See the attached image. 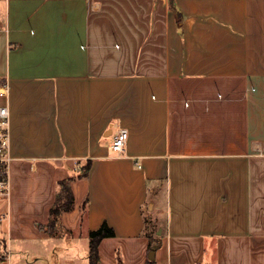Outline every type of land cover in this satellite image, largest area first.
Instances as JSON below:
<instances>
[{"label": "crops", "instance_id": "0c3cea01", "mask_svg": "<svg viewBox=\"0 0 264 264\" xmlns=\"http://www.w3.org/2000/svg\"><path fill=\"white\" fill-rule=\"evenodd\" d=\"M0 88V264H264V0H0Z\"/></svg>", "mask_w": 264, "mask_h": 264}, {"label": "trees", "instance_id": "16d2710c", "mask_svg": "<svg viewBox=\"0 0 264 264\" xmlns=\"http://www.w3.org/2000/svg\"><path fill=\"white\" fill-rule=\"evenodd\" d=\"M90 167V160H87L85 164L79 167L77 172L68 177L62 178L56 183V192L54 201L49 208V220L45 224L38 223L37 227L41 230L47 232L48 235H70L71 230L65 228L61 223V215L73 209L74 206V195L71 189V183L75 178L85 177L87 175L88 169ZM86 201H84L85 203ZM152 233V232H151ZM114 235V230L109 226L105 221L100 224L96 229L89 230L88 240H89V250H88V259L90 264H101L98 259L97 246L99 241L104 237H111ZM148 246L147 251H151L153 247L155 249L159 245V237L148 236ZM6 241L3 238H0V259L4 260L6 256ZM153 258H148L145 264H151Z\"/></svg>", "mask_w": 264, "mask_h": 264}, {"label": "built area", "instance_id": "2783aa9c", "mask_svg": "<svg viewBox=\"0 0 264 264\" xmlns=\"http://www.w3.org/2000/svg\"><path fill=\"white\" fill-rule=\"evenodd\" d=\"M5 95V90L0 88V96ZM128 139V130L118 126L113 132L110 147L117 154H123ZM9 109L6 105H0V198L8 194L9 190ZM1 220V216H0ZM191 264H203L196 261Z\"/></svg>", "mask_w": 264, "mask_h": 264}, {"label": "water", "instance_id": "95a60500", "mask_svg": "<svg viewBox=\"0 0 264 264\" xmlns=\"http://www.w3.org/2000/svg\"><path fill=\"white\" fill-rule=\"evenodd\" d=\"M111 132V129L108 130L107 134ZM154 251H155V247L152 248L151 251L148 252V258H154Z\"/></svg>", "mask_w": 264, "mask_h": 264}, {"label": "rangeland", "instance_id": "374dc122", "mask_svg": "<svg viewBox=\"0 0 264 264\" xmlns=\"http://www.w3.org/2000/svg\"><path fill=\"white\" fill-rule=\"evenodd\" d=\"M1 198H2V197H1ZM1 198H0V199H1Z\"/></svg>", "mask_w": 264, "mask_h": 264}]
</instances>
